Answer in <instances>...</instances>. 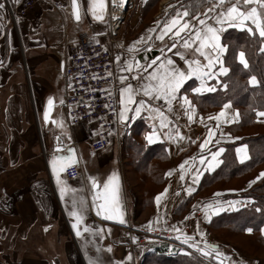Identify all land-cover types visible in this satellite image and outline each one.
<instances>
[{
  "label": "crops",
  "instance_id": "0c3cea01",
  "mask_svg": "<svg viewBox=\"0 0 264 264\" xmlns=\"http://www.w3.org/2000/svg\"><path fill=\"white\" fill-rule=\"evenodd\" d=\"M20 1L0 0L4 5L0 8V264H87L82 258L79 241H86L85 253L99 255L106 244V235L109 233L110 244L111 233L116 232L109 219H102L100 214H97L101 211L99 205L102 202L98 199L94 204L93 192L88 185L90 178L98 182L97 191L102 192L105 181L115 174L121 182L118 203L122 205L124 202L127 206L128 222L135 223L137 230L145 229V224L138 221L128 208L133 209L131 202L134 204L135 199L131 198L127 191V165L123 163L122 155H119L117 138L115 143L113 137H110L106 150L93 153L88 143L96 135L97 125L87 123L70 129L63 112L61 113V103L66 90L62 69L68 57L65 43L84 34L102 35L107 28L109 2L105 0L103 10L96 9L97 14L103 18L95 19L89 10V0H77L81 20L74 23L70 11L71 0H43L37 2L26 16L14 19L12 11ZM146 2L147 0H141L139 3L133 1V15L128 27L124 29L125 34L118 28L119 35L124 37L122 38L128 48L132 46V50L128 49V53H116L114 59L118 105L115 131L121 130L129 120L121 121L119 118L121 108L126 107V115L144 119L147 125L145 137L155 134L151 144L144 137L146 143H162L166 152L165 181L153 197V213L148 216L149 221L145 227L160 229L162 225L160 230L166 233L161 235L168 239L170 234L166 223L179 227L183 221L186 230L182 238L188 235L192 238L187 244L183 243V246L197 244L199 248H204L205 242H208L218 247L223 256L215 258L218 261L223 259L225 264H264V258L246 254L235 246L221 247L207 231V224L213 217L224 212L237 211L250 204L248 199L240 198L239 193L263 178L256 179L264 172V165L256 168L249 177L247 176L248 179L245 177L240 187H222L215 190L211 196H195L203 175L219 168L225 151L224 146L237 143L245 135L235 128L240 122V114L237 116L239 111L232 104L227 102L219 108L203 113L190 97L193 93L211 92L209 82L227 72L221 70L225 66L221 58L224 52L220 53L217 59L216 49L204 48L202 52L207 54L206 59L204 54L196 51L200 46L199 41L192 36L193 29H203L206 24L192 27L189 23L188 28L180 31L179 35H174L183 21L174 15L172 5H166V2L162 1L158 12L148 20L143 8ZM55 3H64L66 6L56 9ZM174 17L178 20L175 26L172 25ZM236 24H239V21L233 26L237 27ZM165 25H169L171 30ZM212 27L217 28L214 25ZM185 40H189L192 47H185ZM137 41L140 42L135 43ZM157 51H162L163 54ZM168 60L172 61L171 65L167 64ZM193 60L200 65L203 86L201 79L190 77L183 86L187 83L191 88L187 90L186 86L185 90H182V86L177 93L178 98L172 100L170 105L163 98H155L154 94H144V90L151 83L152 73L157 71L161 64L186 72L189 69L186 61ZM153 61L156 63L153 64ZM254 82L255 80H252V83ZM129 85L131 89L123 91ZM195 88L202 90L194 92ZM185 97L191 102V108L185 103ZM49 98L54 99V124H44L42 121L44 106ZM141 101L144 103L140 113L136 115L135 107L139 106ZM225 104L229 105L227 109H224ZM222 109L225 115L216 119ZM257 113L256 121L264 123V116H258ZM189 115L192 116L191 120L188 119ZM202 143L205 145L204 149L200 148ZM243 146L245 144L242 143L234 146L235 159L239 164L247 162L250 158L248 147L244 149ZM220 148L224 151L213 160L210 153ZM237 148L242 149L239 156ZM69 149L73 151L69 152ZM245 153L247 158L241 161ZM201 156L204 157L205 163H201ZM57 157H71V160L61 162L56 160ZM50 162L57 165L56 176ZM208 162L215 165L212 170H208ZM61 163L68 166L60 170ZM181 164H184L183 169L179 167ZM73 165L80 167L81 176L67 180L64 170ZM197 171L200 175L197 182H194V173ZM250 181L255 182L250 185ZM60 188L67 189L63 199ZM189 189L192 191L189 192ZM158 195L160 199L157 202ZM73 200L76 201V208L82 216L77 225L80 236H77L76 230L72 228L75 220L69 214L73 210ZM188 200L189 204H185ZM217 201L220 203L216 204ZM237 201L239 203H232ZM208 204L222 207L223 210L215 215L209 210V219L206 220L205 206ZM178 206H189L185 214H179L184 217L174 216ZM193 210H196L197 216H194L195 221L190 226L185 217ZM107 211L103 210L101 214L105 217ZM261 228H264V225ZM198 232L204 233L203 238ZM125 234L132 236L125 231L119 235L123 238ZM259 234L264 238L260 230ZM160 244L172 248L166 243ZM97 246L100 250H97ZM119 250L117 249V253L114 250V255L125 256V252L122 254ZM102 255L105 254L102 252Z\"/></svg>",
  "mask_w": 264,
  "mask_h": 264
},
{
  "label": "trees",
  "instance_id": "16d2710c",
  "mask_svg": "<svg viewBox=\"0 0 264 264\" xmlns=\"http://www.w3.org/2000/svg\"><path fill=\"white\" fill-rule=\"evenodd\" d=\"M147 2L148 4H152L155 0H147ZM148 4L145 10L148 9ZM188 8L193 11V9L198 8V5L191 4ZM260 12L264 15V7ZM246 27L237 30L234 27H227L222 35V41L227 46L223 56V63L228 71L220 77V84L214 91L202 94L193 93L190 94V97L198 110L203 113L219 108L227 102L238 109L240 122L235 128L245 133V135L237 143L247 145L250 158L247 162L239 164L234 154V146L237 143L225 145V151L219 168L210 174L203 175L195 196H211L215 190L221 187L220 185L230 184L231 180L243 182V179L247 176L249 177L256 168L264 165V123L257 122L255 117L258 111H264V37H261L252 25H249V27L247 25ZM241 50L244 53L247 66L239 60L238 53ZM252 80H255V82L252 83ZM189 82L193 83V81ZM186 86L187 83L182 87V90H185ZM144 132H147V125L144 119L140 117L120 137L124 163L127 165L129 160H131L134 165L132 166L134 172L139 177L137 184L140 187L142 185V193L146 198L142 200V204L140 203V206L143 208L145 206L149 207V205L151 207L156 193L155 191L149 194L146 183L148 182L151 187L156 186L158 188L165 181L164 169H160L159 164L166 162L164 145L156 143L144 146V143L140 139V135L143 137ZM133 137L139 138L140 143L135 142ZM156 161L158 162L152 163ZM262 179L259 180L260 182L257 181L252 185L254 186L257 183L255 191L262 197L261 200L257 197L254 199V202H251L244 208L221 213L213 217L207 224V231L213 235L221 247L225 248L229 245L237 246L221 238L220 234L218 237L212 232L213 230L216 233L221 232L228 237L240 235L244 239L249 240L250 247L256 248V250L264 248V238L259 234L260 227L264 225V177ZM189 202L188 200V203L185 204H189ZM188 207L178 206L175 214H183L188 210ZM248 228L252 229V233H245ZM79 242L83 254L82 257L87 264L89 259L98 261V264H121L111 254V257L102 258L104 250L101 252L99 246H97V250H100L99 255L85 253L84 245L86 241L82 239ZM168 251L164 245L158 246L154 252L147 254L149 264H218V260L212 255L204 256L201 254L207 261L205 262L196 253L173 254L171 252L168 253ZM243 252L250 254L245 251ZM250 255L259 257L255 254ZM96 257L100 258L101 261L97 260ZM158 259H161V261H157Z\"/></svg>",
  "mask_w": 264,
  "mask_h": 264
},
{
  "label": "rangeland",
  "instance_id": "374dc122",
  "mask_svg": "<svg viewBox=\"0 0 264 264\" xmlns=\"http://www.w3.org/2000/svg\"><path fill=\"white\" fill-rule=\"evenodd\" d=\"M133 1L135 3L136 2L139 3L141 0H128V3L122 9L121 17L119 20V26H118V28L120 27V30L122 33H124V29L126 30V28L128 27L129 20H130L131 16L133 15V13H132V8H134L133 7ZM162 1H163V3L166 2V5H172V8L174 9V11H173L174 15H177L179 19H182V21H183V22H181L182 25L184 23H187V24L190 23V25L192 27H199L201 25L200 20H204L206 25H211V26L214 25L217 28H219L220 29V31L218 32V35L220 37L219 43L222 44L223 46H225V49L227 46L222 41V35H223V33L227 27H234V29L237 30V29H243L247 25H248V27H249V25H252L255 30L257 28V24L253 20L246 21V26H245V24H243V26H244L243 28H237V27L233 26L235 24L228 22L226 20L223 24L217 23V20L221 18L220 13L226 12L227 8L230 7L231 5L237 4L238 7L242 11H245V12H247L248 10H250L253 7L257 8V20L261 24H264V15L261 14V12H260V10H263V7L260 6L259 0H252V2H250L248 4H245L244 0H223V3H221L220 0H155L154 3H152V4L149 3L150 4L149 5L148 2H146L143 6L144 9H145L147 4L149 6L148 9H146L147 11L146 10L144 11V14H146V17L148 20H151L153 18V16L158 12V6L160 5V3ZM191 4L198 5V8H195V9H193V11H191V9L188 8V6ZM165 8L166 7H164V9ZM185 11L188 12V15H184ZM164 13H163V15H164ZM107 17H109V9L107 10ZM122 37L123 36L119 35V33H118L117 40H118V46L120 49L117 50L116 53H128V49H129L128 45H127L126 41L124 42V40H123L124 37L123 38ZM152 49L155 50L154 47H152ZM225 52H226V50L224 51L223 55L221 56L222 59H223ZM157 53L163 54L162 51H157ZM240 53H243V51L241 50L238 53L239 60H240ZM223 67L227 69V67H225V66H223ZM227 71H228V69H227ZM220 77H218L217 79H213L211 81L212 83L209 82V85H210V88L212 89V91H214L216 89V87L220 84ZM187 86H188L187 90L191 88V85L190 86L187 85ZM135 120L136 119H134V120L129 119L123 125L121 130L115 131V134H113L114 135L113 140L115 141V143H116V138H117L119 155H123L122 154L123 148L121 145V141H120L121 138L120 137L124 134V131H126L130 128V126L135 122ZM145 133L146 132L143 133V137H142V135H140V139L144 143V146L148 145L146 143V141L144 140ZM140 139L139 138L137 139V137H133V140H135V142H138V143H140ZM111 143H113V141ZM122 158H123V156H122ZM123 160H124V158H123ZM123 163H124V161H123ZM128 164H130V165H128ZM128 164L126 166L127 168L125 169V171H127V174H126L127 189H128L127 191H129L131 198L132 197H133V199L136 198V201H134V204H133V202H131V204L133 205V209L130 207H128V208L130 209V211L132 210L133 216L138 221L145 224L143 227L147 230L140 229L137 231L136 224L133 222H130V223L128 222L122 228L117 227V226L113 227L116 232L111 233L112 241L110 244H108V238H110L109 233L106 235V237H107L106 244H104V247L102 248V250L105 251V253H104L105 255L103 257L102 256L101 257L106 259L107 256L108 257L112 256V257L116 258L117 260H119L120 256H114V250H116L115 253H117V249H120L119 252H121L122 254H123V251L125 252V256H124L125 258L119 260V261H121L122 264H149L147 254L154 252V250L157 249V247L159 246L160 241H162L161 243H166V244H168V246H171L172 248L179 250L178 248H180V247L174 246V244L183 245L182 241L185 238H182V237H184V231L186 230V228L184 227L183 221L181 222V225L179 227H177L176 225L172 226L171 223L167 222L166 225H167V227H169L168 233L170 234V236H168V239H167V237L165 238V237H162V235H161L162 233H166L164 230H160L163 228L162 225L160 226L161 227L160 229H157L155 227L154 228L145 227L147 225V222L149 221L148 216L153 213V209L150 207V205H149V207L145 206L144 208L142 206H140V203L141 204L143 203L142 200H144L146 198L142 193V191H143V189L141 188L142 185L140 184L141 185V187H140L137 184L139 177L134 172V168L132 167L134 165L132 164L131 160H129ZM159 165H160V169L163 170L165 164L160 163ZM241 185H242V181L233 180V181H230V184L220 185L221 187H219V188L230 187V186L231 187H240ZM255 185L251 186L247 190L239 193L240 198L248 199L250 201V203L254 202V199H256L257 197H258V199L261 200L262 197L259 196V194H257V192L255 191ZM146 186H148L149 194H150V192H155L158 189L156 186H152V187L149 186L148 182L146 183ZM151 190H153V191H151ZM195 211L196 210H193L191 213H188V215L185 217L186 223L190 224V226L195 221L194 216H197V215H195ZM185 213L186 212H184L183 214H185ZM174 216L175 217H182L183 215L179 216V215L174 214ZM124 231L126 233L132 235V236L130 237V236L125 234V236L122 238V236H120L119 234H121ZM136 231H137V233H136ZM212 232H214V234H216L218 237L220 234L222 236L221 238H224L226 241L236 245L241 250H243L247 253H250V254L258 255L259 256L258 258H264V248H261L258 250H256V248H251L249 240L244 239L240 235H235L234 237H228L225 234H222L221 232L216 233L215 230H213ZM226 234H227V232H226ZM153 235H155L156 237ZM188 236H190V235H188ZM177 237H179V239ZM133 238H135V241L133 240ZM144 240L146 242L141 244V242ZM165 248H167V247H165ZM108 249H111V250L109 251ZM106 252H110L111 256H110V253H106ZM174 253L179 254L177 251H174ZM129 257H130V259H129ZM96 258H97V260L101 261L100 258L99 259H98V257H96ZM157 261H161V259H158Z\"/></svg>",
  "mask_w": 264,
  "mask_h": 264
},
{
  "label": "built area",
  "instance_id": "2783aa9c",
  "mask_svg": "<svg viewBox=\"0 0 264 264\" xmlns=\"http://www.w3.org/2000/svg\"><path fill=\"white\" fill-rule=\"evenodd\" d=\"M41 1L43 0H21L12 11L14 19L26 16ZM108 2L109 21L105 32L100 36L84 34L66 42L68 57L62 71L66 90L61 110L70 129L87 123L97 125V133L88 143L93 152H101L108 147L110 136L114 138L118 119L114 59L116 51L120 49L117 35L121 15H113L111 9L116 6L111 0ZM65 6L64 3L54 4L56 9ZM64 175L66 179L74 180L80 176V168L68 167ZM145 242L144 240L141 244ZM174 246H179V250L195 253L183 245Z\"/></svg>",
  "mask_w": 264,
  "mask_h": 264
},
{
  "label": "snow or ice",
  "instance_id": "6c2138e0",
  "mask_svg": "<svg viewBox=\"0 0 264 264\" xmlns=\"http://www.w3.org/2000/svg\"><path fill=\"white\" fill-rule=\"evenodd\" d=\"M221 3H223V0H220ZM252 2V0H244L245 4H248ZM73 3V15L76 19H79V15L77 12V8H76V0H72ZM124 0H121V4L123 5ZM259 4L261 7H264V0H259ZM4 5L2 3H0V8H3ZM105 7V0H89V10L92 11V14L94 16L95 19H102V15L97 14L96 9H100L103 10ZM184 15H188V12L185 11ZM220 19L217 20V23L223 24L226 21L231 22L233 24H235L236 21H239V24H236L237 27L243 26L244 21L248 20V19H252L256 24H257V28L256 31H258L259 35L261 37H264V24H261L258 20H257V8L253 7L250 10H248L247 12L242 11L237 4H233L230 7L227 8L226 12H221L220 13ZM178 23L177 18H173L172 21V25L175 26ZM200 24L201 25H205V21L204 20H200ZM166 28H169V30H171V27L169 25H165ZM189 25L187 23H184L175 33L174 35H179L180 31H183L185 28H188ZM151 31V30H150ZM220 31V29H217L215 27L212 26H207L205 25V27L203 29H193L192 30V36L195 37L196 41H199V47L196 48L197 52H201V54L205 55V58L208 59L207 54L202 52V49L204 48H213L217 50V59L219 58L220 53H223L226 49L225 46H223L222 44L219 43L220 37L218 35V32ZM251 31V30H250ZM143 38H141L142 40ZM140 41H137L135 43H139ZM175 46V45H173ZM184 46L185 47H192V43L189 42V40H185L184 41ZM129 50H132V46H130ZM119 59V57L117 58ZM158 59V58H157ZM240 62L242 64H245V66H247V63L244 59V53H240ZM156 61H153V64H155ZM186 63L189 64V69L188 71H181L179 69H175V68H168L167 66H165L164 64L160 65V68L153 72L150 79H151V83L150 85L144 90V94L151 96V95H155V98L160 99L163 98L165 100V102L167 104H171L172 100L177 99V93L180 91L181 87L183 86L184 82L189 79L192 76H196L197 79H201L202 81V86H203V75L201 74V68L200 65L197 61H186ZM168 65L172 64L171 60L167 61ZM192 65H195V67H192ZM209 65H211V59H209ZM139 66V65H138ZM222 71L226 72L227 69L226 68H222ZM205 75L207 73H204ZM123 79V77L121 78ZM131 89V86L129 85L127 89H124L123 91H129ZM201 88H195L193 89L194 92H199L201 91ZM211 90V89H209ZM123 91H122V100L121 103L123 105L124 101H123ZM185 103H187L189 105V107L191 108V102L187 100V98H184ZM129 102L131 103V96H129ZM49 104L52 103L51 99H49L48 101ZM143 101L140 102L139 106L135 107V114L138 115L141 111V106L143 105ZM229 107L228 104L224 105V109H227ZM128 111V109L126 107H122L121 111H120V120L121 121H125L127 119H135V115L132 116H128L126 115V112ZM194 111V109H193ZM161 118L162 117V114ZM225 112L222 109L221 112L217 115L216 119H219V117L224 116ZM239 115V113H237V116ZM258 116H264V112H258L257 113ZM188 119L191 120L192 116L189 115ZM211 119V117H210ZM48 120V113L47 110L45 111V121L47 122ZM154 133L152 135L146 136L145 139L147 140V142L149 144H151L153 142L154 139ZM177 135H179V133H177ZM204 144L202 143L200 145L201 149H204ZM246 145L243 146L244 149H246ZM72 149H69V152H72ZM224 151L223 148H220L218 151L216 152H212L210 153L211 156L213 157V160L216 159V157H218L220 155V153H222ZM238 156L240 155L242 149L241 148H237L236 149ZM247 155L245 153V155L243 157H241V161H243V159H246ZM56 160L61 161V162H65V161H70L71 157H57ZM201 163H205V159L203 156L200 157ZM186 163V162H185ZM210 167L208 170H212V168L215 166L212 164V162H208ZM51 166H52V170H53V174L54 176L57 175V165L55 162H50ZM65 166H68V164L66 163H61L60 165V170H63V168ZM179 167L181 169H183L184 164L179 165ZM199 171H197L196 173H194V182H197L198 178H199ZM261 177H264V172H261L256 179H260ZM181 179H183V175L181 176ZM90 181L92 183V187L94 190L97 189V183L95 181L94 178H90ZM116 181V177L115 174L109 176L108 180L105 181L104 186H103V191L99 192L97 191L96 194L93 195V201L95 204L96 200H101L102 203H100L99 205V209L101 211H98V215L102 213L103 210H109L111 211L113 208L116 207L117 201H118V188L117 185L115 183ZM255 181H250L249 184L251 185V183H254ZM57 183L60 184L61 182L59 181V179H57ZM67 191V189L65 188H60V193H61V198H64V194ZM75 191V190H73ZM165 191H167V189H165ZM189 192L192 191V189L188 190ZM162 195V194H161ZM218 195V194H217ZM157 202L160 199V196L158 195L156 197ZM220 202L217 201L216 204H219ZM232 203H239L237 202H232ZM209 210L211 211L212 215H215L217 213H219L220 211L223 210L222 207H216L213 204H208L205 206V219H209ZM259 210V209H258ZM71 217L74 218L75 222L72 224V228L74 230H76V235L80 236V231L77 229V225L80 223L82 216L79 214L77 208H76V201L73 200V210L69 213ZM106 219H113L114 217L112 215H107L105 216ZM118 218V217H117ZM121 223H123L124 221L121 219L120 220ZM247 232H252L251 228L246 229ZM261 234L264 235V228L260 229ZM198 234L203 238L204 233H199ZM179 239V237H177ZM192 238L191 237H186L182 243L187 244ZM133 240L135 241V238H133ZM189 247H192L194 249H196L197 251H199L202 255L204 256H211L213 255V253L215 254V257H222L223 254L219 252V249L217 246L212 245L208 242H205V247L204 248H199L197 244H189ZM109 251L111 249H108ZM130 259V257H129ZM88 264H98V261L96 260H92L89 259ZM218 264H225L223 259H220L218 261Z\"/></svg>",
  "mask_w": 264,
  "mask_h": 264
},
{
  "label": "water",
  "instance_id": "95a60500",
  "mask_svg": "<svg viewBox=\"0 0 264 264\" xmlns=\"http://www.w3.org/2000/svg\"><path fill=\"white\" fill-rule=\"evenodd\" d=\"M76 8H77V12H78V15H79V19H76L74 17V15H73V3H72V0H71L70 1V11H71L72 21L74 23H79L80 20H81V13H80V8H79L77 0H76ZM49 99H51V101H52L51 104L48 103ZM49 99L46 102V104L44 106L43 113H42V121H43L44 124H48V123L54 124L55 123L54 119H52V114L54 112V99L53 98H49ZM46 110H47V113H48L47 122L45 121V111ZM56 150L58 152L61 151L60 149H56ZM96 153H98V152H96ZM96 183H97V189L94 190L93 187H92L91 181L89 180V182H88V185H89L91 191L93 192V195L99 189L98 182L96 181ZM115 183H116L117 188H118V201H119V197H120V193H121V182H120L119 178L118 179L116 178ZM118 201H117V204H116L115 208H113L111 211H109V210L107 211V215H112L114 217L113 219H109L110 220L109 221L110 225L122 228V227H124L127 224L128 212H127V206L125 205V203L123 202L122 205H119ZM100 216L102 217V219H105L103 214H100ZM121 219L124 221L123 223L120 222Z\"/></svg>",
  "mask_w": 264,
  "mask_h": 264
},
{
  "label": "bare ground",
  "instance_id": "6f19581e",
  "mask_svg": "<svg viewBox=\"0 0 264 264\" xmlns=\"http://www.w3.org/2000/svg\"><path fill=\"white\" fill-rule=\"evenodd\" d=\"M128 0H124L123 5L121 4V0H111L112 4L115 5L116 7H113L111 9V12L113 15H121V10L125 7V4L127 3ZM116 21H114L115 23Z\"/></svg>",
  "mask_w": 264,
  "mask_h": 264
},
{
  "label": "flooded vegetation",
  "instance_id": "af4514ba",
  "mask_svg": "<svg viewBox=\"0 0 264 264\" xmlns=\"http://www.w3.org/2000/svg\"><path fill=\"white\" fill-rule=\"evenodd\" d=\"M104 253H105V251H104ZM106 253H109V252H106ZM111 254V253H110ZM115 256V255H114ZM108 257V256H107ZM125 257L124 256H120L119 257V260H121V259H124ZM116 259V258H115ZM117 260V259H116ZM120 263H121V261H120ZM122 264V263H121Z\"/></svg>",
  "mask_w": 264,
  "mask_h": 264
}]
</instances>
